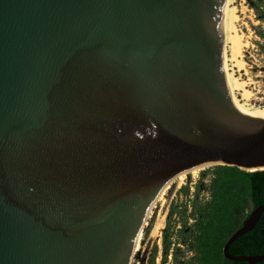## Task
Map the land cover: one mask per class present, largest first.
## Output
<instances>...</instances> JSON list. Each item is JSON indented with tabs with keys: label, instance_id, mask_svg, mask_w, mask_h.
<instances>
[{
	"label": "water",
	"instance_id": "obj_1",
	"mask_svg": "<svg viewBox=\"0 0 264 264\" xmlns=\"http://www.w3.org/2000/svg\"><path fill=\"white\" fill-rule=\"evenodd\" d=\"M226 1L0 0V264H130L172 177L264 169V108L227 83ZM263 213L226 258L264 261L229 251Z\"/></svg>",
	"mask_w": 264,
	"mask_h": 264
},
{
	"label": "rangeland",
	"instance_id": "obj_2",
	"mask_svg": "<svg viewBox=\"0 0 264 264\" xmlns=\"http://www.w3.org/2000/svg\"><path fill=\"white\" fill-rule=\"evenodd\" d=\"M252 1L264 13V0ZM262 17L248 0H230L224 43L225 63L235 99L258 107L264 106ZM212 166L190 172L166 185L152 205L130 264H184L192 255L187 241L194 221L190 214L195 203L209 198L211 173L207 169ZM184 221L188 224H183Z\"/></svg>",
	"mask_w": 264,
	"mask_h": 264
},
{
	"label": "trees",
	"instance_id": "obj_3",
	"mask_svg": "<svg viewBox=\"0 0 264 264\" xmlns=\"http://www.w3.org/2000/svg\"><path fill=\"white\" fill-rule=\"evenodd\" d=\"M248 2L262 19L264 13L259 5L252 0ZM207 171L211 173L209 198L195 203L190 214L194 221L187 241L192 255L184 264H248L226 258L223 248L251 212L264 203V169L250 171L219 164ZM229 251L233 255H264V213L251 231L230 245Z\"/></svg>",
	"mask_w": 264,
	"mask_h": 264
},
{
	"label": "bare ground",
	"instance_id": "obj_4",
	"mask_svg": "<svg viewBox=\"0 0 264 264\" xmlns=\"http://www.w3.org/2000/svg\"><path fill=\"white\" fill-rule=\"evenodd\" d=\"M229 2L230 0H227L226 1V7H225V12H224V18H223V24H222V30H221V39H222V43H223V54H224V61H225V52H224V43L226 41V35H225V28L227 26V20H228V14H229ZM225 68H226V76H227V83L229 85V88L233 94V87H232V84H231V81H230V74L229 72L227 71V66H226V63H225ZM234 96V95H233ZM235 98V97H234ZM236 100V99H235ZM239 108H240V111L242 110H251V109H260V108H264L263 107H258V106H253V105H250L248 103H241L239 102L238 100H236ZM211 165H215L213 163H205V164H200V165H197V166H194V167H190V168H187V169H184L183 171H181L180 173H178L177 175H175L174 177H172L170 180H168L167 182H165L164 186L161 188L159 194L162 192V190L166 187V185L168 183H170L171 181H173L174 179L176 178H179V177H182L190 172H197L201 169H204L208 166H211ZM262 168V167H261ZM249 169H258V168H249ZM158 194V196H159ZM157 196V197H158ZM157 199V198H156ZM156 199L153 201V203L150 205V207L148 208V212H147V216H146V219L149 215V212L152 208V205L154 204V202L156 201ZM146 221V220H145ZM145 225V224H144ZM142 233V232H141ZM141 233H139V235L137 236V239H136V243H135V247H134V251H135V248H136V245H137V242L141 236Z\"/></svg>",
	"mask_w": 264,
	"mask_h": 264
}]
</instances>
